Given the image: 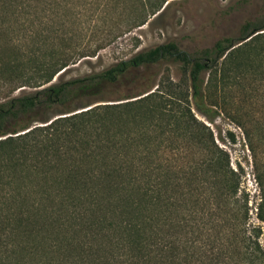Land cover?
I'll return each mask as SVG.
<instances>
[{
	"label": "trees",
	"instance_id": "16d2710c",
	"mask_svg": "<svg viewBox=\"0 0 264 264\" xmlns=\"http://www.w3.org/2000/svg\"><path fill=\"white\" fill-rule=\"evenodd\" d=\"M163 2L111 8L129 30ZM50 7L0 0V264H264V13L208 47L169 40L53 81L94 51L50 41ZM163 61L180 76L151 85ZM195 111L240 129L252 193Z\"/></svg>",
	"mask_w": 264,
	"mask_h": 264
},
{
	"label": "rangeland",
	"instance_id": "374dc122",
	"mask_svg": "<svg viewBox=\"0 0 264 264\" xmlns=\"http://www.w3.org/2000/svg\"><path fill=\"white\" fill-rule=\"evenodd\" d=\"M113 1L61 0L62 6L58 11L61 19L57 23L53 15L54 1L47 0L51 5L47 11L46 26L48 35L52 37L50 41H61L56 33L62 32L65 38L59 43V49L71 53L87 49L94 51L91 56L77 58L78 55H75L72 59L74 62L69 63L63 71H58L60 73L54 75L53 81L99 71L138 50L169 40L187 52L208 47L220 37H235L245 20L264 13V0H164L162 7L148 16L143 24L126 30L125 24L131 11L127 12L123 7L111 8ZM131 1L118 0L123 6ZM165 71L172 79L180 76L179 64L170 61H163L144 74L153 77L152 85ZM123 86L116 88L121 90ZM27 90L17 88L13 94ZM85 101L76 99L71 105L73 109H81ZM62 112L61 107H53L44 115L52 117ZM195 115L209 127L215 142L227 152L230 167L236 169V163L240 164L243 170L240 186H245L252 193L254 182L240 129L220 115L212 119L196 111ZM227 130L233 132L235 142L228 139Z\"/></svg>",
	"mask_w": 264,
	"mask_h": 264
},
{
	"label": "water",
	"instance_id": "95a60500",
	"mask_svg": "<svg viewBox=\"0 0 264 264\" xmlns=\"http://www.w3.org/2000/svg\"><path fill=\"white\" fill-rule=\"evenodd\" d=\"M247 37H248V36H247ZM247 37H246V38H247Z\"/></svg>",
	"mask_w": 264,
	"mask_h": 264
}]
</instances>
